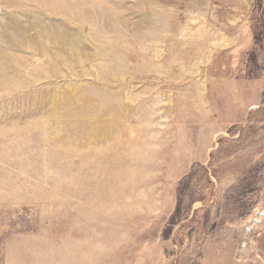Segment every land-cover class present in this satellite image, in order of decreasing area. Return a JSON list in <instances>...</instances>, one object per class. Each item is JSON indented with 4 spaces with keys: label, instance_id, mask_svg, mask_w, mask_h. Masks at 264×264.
<instances>
[{
    "label": "rangeland",
    "instance_id": "obj_1",
    "mask_svg": "<svg viewBox=\"0 0 264 264\" xmlns=\"http://www.w3.org/2000/svg\"><path fill=\"white\" fill-rule=\"evenodd\" d=\"M264 0H0V264H264Z\"/></svg>",
    "mask_w": 264,
    "mask_h": 264
},
{
    "label": "crops",
    "instance_id": "obj_2",
    "mask_svg": "<svg viewBox=\"0 0 264 264\" xmlns=\"http://www.w3.org/2000/svg\"><path fill=\"white\" fill-rule=\"evenodd\" d=\"M257 246H258L260 253L264 257V227L262 228V230L258 236Z\"/></svg>",
    "mask_w": 264,
    "mask_h": 264
}]
</instances>
